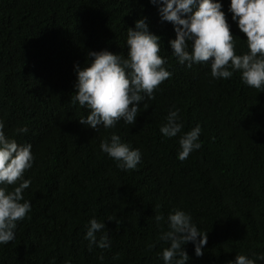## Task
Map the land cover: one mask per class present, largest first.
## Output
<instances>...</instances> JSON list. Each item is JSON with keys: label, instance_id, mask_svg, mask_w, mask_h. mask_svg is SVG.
Returning a JSON list of instances; mask_svg holds the SVG:
<instances>
[{"label": "trees", "instance_id": "obj_1", "mask_svg": "<svg viewBox=\"0 0 264 264\" xmlns=\"http://www.w3.org/2000/svg\"><path fill=\"white\" fill-rule=\"evenodd\" d=\"M221 3L236 51H247L229 0ZM141 17L160 36L172 76L147 109L141 105L134 125L120 121L95 132L79 122L87 110L71 101L74 65L83 66L89 50L126 56L127 28ZM173 38L151 0H2L0 120L7 135L32 145L35 159L22 193L31 201L30 219L0 245V264H163L168 245L159 233L167 225L158 228L154 216L166 219L175 209L207 234L201 256L191 242L183 245L186 264H229L236 254L264 252V91L245 85L238 72L217 80L209 64H179ZM173 105L183 128L162 137L159 126ZM196 124L202 146L181 162L179 135ZM21 125L29 131L14 134ZM112 132L140 149L137 169L121 170L100 150ZM92 217L104 221L110 248L89 250L84 233Z\"/></svg>", "mask_w": 264, "mask_h": 264}, {"label": "clouds", "instance_id": "obj_2", "mask_svg": "<svg viewBox=\"0 0 264 264\" xmlns=\"http://www.w3.org/2000/svg\"><path fill=\"white\" fill-rule=\"evenodd\" d=\"M151 3L158 7L160 20L173 26L175 38L168 43L179 64L188 68L193 64H209L211 77L217 80L229 79L238 72L245 85L264 91V0H229L227 11L231 21L245 35L247 51L241 49L242 52L236 51V35L230 31L221 0H151ZM125 43L126 56L107 49L89 50L90 59L83 66L74 65L75 95L71 101L87 110L79 122L95 132L100 127L114 128L120 121L134 125L141 105L147 109L146 101L154 99L159 85L172 76L165 66L167 59L159 54L161 38L149 30L145 17L136 19L134 27L127 28ZM37 90V86L32 87L29 93L35 94ZM182 128L180 109L173 105L159 132L162 137L172 138ZM28 131L26 125H21L14 129V134ZM201 131L196 124L179 135L178 160L184 161L201 148ZM99 147L121 170H135L141 161L140 149L122 141L115 132L102 139ZM34 159L32 145L18 143L14 136L7 135L5 123L0 120V245L12 242L18 222L30 219L31 201L22 193L31 184L24 173L32 168ZM154 220L158 228L162 221L167 225V230L161 229L159 233V240L168 245L160 253L163 264H186L189 256L183 245L188 242L194 245L196 256L203 254L207 234L197 227L190 213L175 209L166 219L156 214ZM85 227L84 239L89 250L93 246L110 248L104 221L92 217ZM98 259L103 260V255ZM229 264H264V252L252 256L236 254Z\"/></svg>", "mask_w": 264, "mask_h": 264}]
</instances>
